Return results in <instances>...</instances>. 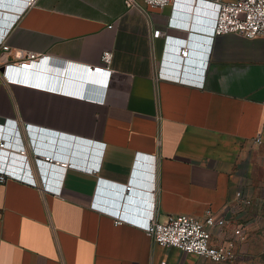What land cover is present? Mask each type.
Wrapping results in <instances>:
<instances>
[{"label":"crops","instance_id":"crops-1","mask_svg":"<svg viewBox=\"0 0 264 264\" xmlns=\"http://www.w3.org/2000/svg\"><path fill=\"white\" fill-rule=\"evenodd\" d=\"M23 2L0 7V36L8 46H0V140L8 127V140L19 137L27 149L24 125H31L39 151L33 156L45 166L0 148V174L10 175L0 183V264H216L156 245L141 229L91 207L101 181L131 185L137 152L154 157L153 188L143 162L138 189L143 208L153 201L157 221L207 210L228 218L227 200L244 188L253 197L246 216L249 238L264 231V35L230 33L216 36L208 51L192 47L208 52L196 56L194 72H184L201 82L194 86L160 76L161 66L172 73L163 64L171 51L162 35L152 33L151 20L165 27L169 6L153 11L150 20L147 7L128 9L123 0H33L19 12ZM173 28L169 33L177 36L188 31ZM105 50L113 53L108 81L87 69L100 65ZM30 53L59 68L68 62L61 93L5 81L1 68H17ZM14 71L52 86L62 82L58 73L35 77ZM12 122L18 135L11 132ZM53 133L87 142L84 156L66 150L60 158L44 159L54 152ZM260 133L262 143H253ZM70 162L86 163L91 171ZM41 171L58 192L41 189Z\"/></svg>","mask_w":264,"mask_h":264},{"label":"built area","instance_id":"built-area-1","mask_svg":"<svg viewBox=\"0 0 264 264\" xmlns=\"http://www.w3.org/2000/svg\"><path fill=\"white\" fill-rule=\"evenodd\" d=\"M32 1L24 0L23 7L20 9L17 8L18 11L20 12ZM123 3L128 9L144 5L149 10L148 16L150 20L153 11L163 10L169 6L171 13L166 26L160 27L152 25L151 20L152 33L156 36L162 35L164 37L165 50L176 51L179 58H186L188 51L195 54V64L197 62L196 56L203 57L208 54L205 51H208V47L211 46L213 39L218 35L235 33L245 38H255L264 35V0H123ZM183 9L188 10V17H190L189 19L191 21L183 20V18L187 19L183 17ZM193 10L197 14H191ZM173 26L185 28L188 31L184 33L185 35L183 37H180L169 33L174 29ZM189 29L202 31L205 34L203 37L197 36V34L188 33ZM192 38L199 40L197 43L195 42V47L199 48L202 45V49L205 50L204 52L203 50L196 51L192 49ZM0 46L3 50L8 49L2 36H0ZM112 58V51L105 50L100 56V65L92 68L87 67V69L97 77L108 81L113 72V69H111ZM40 59H43V61L49 60L47 57H39L35 53H30L26 59L18 63L17 68L7 65L3 71V78L9 84L21 85L52 93H61L64 89L63 83L52 86L50 83L44 81H36L31 78L14 75V70H19L20 65L29 69L30 64H36ZM61 64L64 67L68 66V62H62ZM163 64H167V62L163 61ZM199 65H203L202 59H199ZM170 72L172 73H169V71L165 73L164 66H161L160 76L163 78L194 86L201 84L199 80L184 77V72L182 76L179 70L172 69ZM199 72H201V69H199ZM12 123L13 128L11 132L14 133L15 131L16 135H18V130L16 131L15 128L17 126L14 122ZM24 128L30 134L29 136L31 138V145L28 142V150L23 148L19 137L13 138L12 142L11 140L5 141L4 134L1 136L0 148L16 150L18 153H21L26 161L32 157L37 167L45 166L39 158L33 156V154L39 152L31 137L33 127L26 124ZM12 136L9 135L8 138L10 137L12 139ZM262 139L263 137L260 133L255 137L253 143L261 144ZM135 157V166L138 167L140 164L143 165L145 163V169L150 170L148 177H151L152 182H150V185L153 188L154 166L149 162L154 161V157L151 155L146 156L139 152L135 154ZM63 164L64 168H66L67 163ZM69 165L84 171H91V166L86 165V163L70 162ZM64 168H61V170H64ZM9 176L0 174V183L4 182ZM38 183L43 191L58 192L56 186L52 184L53 178H46V174L43 175V171L40 172ZM100 184L104 183L101 181ZM99 189L100 185L97 187L92 198L91 207L93 209L101 213L110 214L114 217L115 223H127L141 229L156 245L174 247L212 263L233 262L241 259L246 252L245 245L248 243L250 232V221L246 216L249 213L250 207L253 205V197L244 188L237 189L232 197L227 200L225 209L229 213L228 218L217 216L210 210H207L202 216L171 214L167 215L163 221H157L154 218L152 209L153 201L149 202L148 207L150 209L143 208L145 201H142L143 203H141V207L137 211L121 210L120 205L114 207L111 202L105 201ZM164 263L161 262V264Z\"/></svg>","mask_w":264,"mask_h":264},{"label":"water","instance_id":"water-1","mask_svg":"<svg viewBox=\"0 0 264 264\" xmlns=\"http://www.w3.org/2000/svg\"><path fill=\"white\" fill-rule=\"evenodd\" d=\"M13 0H0V7L5 6L7 3H11ZM16 2V0H14ZM183 17H188V10L183 9ZM191 14H197L196 11H192ZM183 37V36H180ZM199 40L196 38H192L193 47L195 48L196 44ZM46 61V60H45ZM39 62L37 64H30L29 69L19 68V74L22 75H30L35 77H43V76H52L55 73H58L60 75L61 83L65 81V76L67 72V67H64L62 64L59 68V66L56 63H51L50 61L46 62ZM164 61L167 62V65H169L173 70H180L185 73H192L194 72L195 68V54L188 51V56L186 58H179L177 56L176 51H171L166 53L164 57ZM50 62V63H49ZM59 68V72L56 71V69ZM4 70V68H1V71ZM41 132V131H40ZM3 133L5 135V141L8 140V136L10 134V130L8 127H3ZM43 133H40L38 140H41V135ZM44 135V134H43ZM47 142V141H46ZM85 143V144H84ZM80 143L78 139L74 137H61L58 133L52 135V137L49 139V144H52L54 152L52 153V156H44V159L46 160H52L60 158L58 156H63V154H66V150L70 151V155L74 156H84L86 152V144L87 142ZM61 170V168H56L54 172H58ZM143 179L144 175L138 170V167L135 166L134 172L132 174L131 178V185L128 187H117L112 186L106 182H103L104 184L100 185V194L103 197V199L107 202H111L114 207H117V205H120L121 210L131 211L134 210L137 211L141 207V203L144 198V194L141 190L138 189V187H142L143 185Z\"/></svg>","mask_w":264,"mask_h":264},{"label":"rangeland","instance_id":"rangeland-1","mask_svg":"<svg viewBox=\"0 0 264 264\" xmlns=\"http://www.w3.org/2000/svg\"><path fill=\"white\" fill-rule=\"evenodd\" d=\"M261 217L264 220V209ZM216 264H264V231L255 230L250 235L247 250L241 259Z\"/></svg>","mask_w":264,"mask_h":264},{"label":"clouds","instance_id":"clouds-1","mask_svg":"<svg viewBox=\"0 0 264 264\" xmlns=\"http://www.w3.org/2000/svg\"><path fill=\"white\" fill-rule=\"evenodd\" d=\"M28 142H29V145H31V140H30V138H28Z\"/></svg>","mask_w":264,"mask_h":264}]
</instances>
